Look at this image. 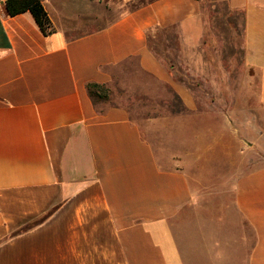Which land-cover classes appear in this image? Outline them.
<instances>
[{"label": "crops", "instance_id": "obj_1", "mask_svg": "<svg viewBox=\"0 0 264 264\" xmlns=\"http://www.w3.org/2000/svg\"><path fill=\"white\" fill-rule=\"evenodd\" d=\"M40 1L47 35L0 1V264H264V166L237 171L230 123L149 48L174 29L182 78H229L239 17L264 104V0ZM133 61L181 104L158 145L88 93Z\"/></svg>", "mask_w": 264, "mask_h": 264}, {"label": "rangeland", "instance_id": "obj_2", "mask_svg": "<svg viewBox=\"0 0 264 264\" xmlns=\"http://www.w3.org/2000/svg\"><path fill=\"white\" fill-rule=\"evenodd\" d=\"M114 3L117 5L118 1L113 0L109 6L112 7ZM239 21L238 17L235 61L228 69L229 78L227 76L223 78L222 75L216 78L210 66L201 80L182 78L181 74L184 72L179 67V42L174 29L156 31L154 38L149 41V46L168 68L173 67L174 80L182 81L187 85L197 83L200 86L204 92L199 99L200 111L203 112L200 116L201 122L230 123L229 130L220 132L221 136L235 139L236 169L247 171L249 168L253 170L264 166V104H261L258 98V84L254 81L248 83V78L241 66L242 39ZM225 64L227 65V62ZM217 79L224 81L218 83ZM228 80L234 97L230 99L216 97L218 93L229 90ZM100 86V88L91 89L98 96L94 103L102 108L115 106L125 109L129 118L137 123L146 132L147 137L157 145L163 140V118L179 116L181 104L171 87L140 71L134 61L117 69L111 81ZM212 113L219 114L218 120ZM152 120L159 125H151ZM173 120L169 122H179ZM176 133L178 135L177 131L171 135L172 140ZM199 262L198 264H207L204 260Z\"/></svg>", "mask_w": 264, "mask_h": 264}, {"label": "trees", "instance_id": "obj_3", "mask_svg": "<svg viewBox=\"0 0 264 264\" xmlns=\"http://www.w3.org/2000/svg\"><path fill=\"white\" fill-rule=\"evenodd\" d=\"M4 6L9 17H14L16 15L29 12L44 35H47L51 32L48 15L40 0H5ZM100 87L101 86L98 84H90L88 86V93L93 102L96 98H98V96L93 93L91 89ZM176 98L178 97L176 96Z\"/></svg>", "mask_w": 264, "mask_h": 264}, {"label": "built area", "instance_id": "obj_4", "mask_svg": "<svg viewBox=\"0 0 264 264\" xmlns=\"http://www.w3.org/2000/svg\"><path fill=\"white\" fill-rule=\"evenodd\" d=\"M0 1H3L4 2L5 0H0Z\"/></svg>", "mask_w": 264, "mask_h": 264}]
</instances>
